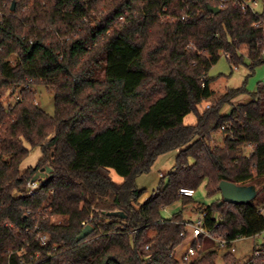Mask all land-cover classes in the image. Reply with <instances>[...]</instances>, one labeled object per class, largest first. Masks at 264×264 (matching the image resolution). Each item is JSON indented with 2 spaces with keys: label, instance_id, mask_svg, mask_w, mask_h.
I'll return each mask as SVG.
<instances>
[{
  "label": "trees",
  "instance_id": "obj_1",
  "mask_svg": "<svg viewBox=\"0 0 264 264\" xmlns=\"http://www.w3.org/2000/svg\"><path fill=\"white\" fill-rule=\"evenodd\" d=\"M208 5L217 2L0 0V264H178L189 205L208 233L189 264H217L213 238L264 231V200L200 206L179 193L203 182L208 195L219 194L221 181L264 183V87L224 115L246 90L217 96L207 75L221 55L232 68L246 58L250 72L264 63V12L228 6L214 15ZM36 85L53 94V116L36 103ZM190 114L196 120L187 125ZM25 143L42 156L21 171ZM171 151L173 171L140 203L136 178ZM45 167L44 183L21 196ZM175 202L182 210L163 218ZM115 211L123 217L107 215ZM86 225L92 232L78 241ZM221 260L237 264L230 252ZM244 264H264V256Z\"/></svg>",
  "mask_w": 264,
  "mask_h": 264
},
{
  "label": "rangeland",
  "instance_id": "obj_2",
  "mask_svg": "<svg viewBox=\"0 0 264 264\" xmlns=\"http://www.w3.org/2000/svg\"><path fill=\"white\" fill-rule=\"evenodd\" d=\"M258 12H264V3L260 2L257 9ZM245 54L244 49L241 51ZM10 61H14V56L10 57ZM247 64L248 60L245 58L243 65L238 66L237 68H232L228 63L227 59L221 55L219 60L215 65L211 67L208 71V77L212 79L211 89L216 93L217 96L224 94L229 89H236L244 86L246 93L242 96H239L232 104H226L222 107L221 113L228 115L232 110L233 106L247 102L250 99V95L255 93L258 87H264V63L256 66L252 72L248 70ZM35 92V100L38 106L49 116H53L55 113V102L53 94L48 91L43 85H36L33 87ZM17 99V96L11 98L3 99V103L9 102L13 104ZM210 103V102H209ZM209 103H205L206 106ZM195 116L193 114L188 115L184 123L187 125H192L195 123ZM214 142L221 144V136L219 133L214 135ZM25 147L29 150L27 156L23 159L20 164L21 171L26 170L27 168L34 167L40 160L42 153L39 147H30L27 143L24 144ZM178 151H171L166 154L160 155L149 172L140 175L136 178L135 184L138 189L144 190L143 196L140 198V203L146 201L152 192L155 191L161 178L160 174L165 176L164 182L167 181L169 173H171L175 167V160ZM110 178L113 182L119 184L122 182V178L118 176L113 170H109ZM264 183L258 184V194L255 198L254 203H261L264 200V190L261 191V186ZM206 182L200 184L194 191L193 200L194 204L200 206H209L213 203L220 202V194L208 195L205 188ZM182 210V205L180 202H175L174 204L166 207L161 211V216L163 218H170L173 214L178 213ZM197 218L195 205H189L185 207L183 212L184 221H194ZM54 221H58L59 218L53 217ZM153 232H149V236H153ZM264 242V231L255 237L244 238L243 240L236 241L234 243L235 253H233L236 258L237 264H244L251 256L254 247L261 245ZM181 247H179V250ZM210 249H215L218 252L216 259L217 264H222L221 256L228 250L220 249L216 244H212ZM205 250V249H204Z\"/></svg>",
  "mask_w": 264,
  "mask_h": 264
},
{
  "label": "built area",
  "instance_id": "obj_3",
  "mask_svg": "<svg viewBox=\"0 0 264 264\" xmlns=\"http://www.w3.org/2000/svg\"><path fill=\"white\" fill-rule=\"evenodd\" d=\"M217 8L219 10L226 9L228 6H231L235 9H240L242 12H251L257 13L256 10L258 5L260 4V0H216ZM264 3V2H262ZM187 18L186 15H182L179 18V21H185ZM259 23L255 24V27H258ZM226 59L228 56H224ZM159 177L162 179L164 177L163 174H160ZM45 179H41L37 182L31 183L28 182L25 186L23 194L21 196L28 197L32 195L38 188L44 183ZM180 194L184 196H193L194 191L182 189L179 191ZM203 214H197V218L194 221H184V229L180 233V236L183 238L182 243L174 250L173 258L177 261L178 264H189L196 256L198 255V251L200 250L201 242L200 236L204 235L208 237V233L204 228L203 223ZM35 240L38 241L40 245H44L47 241V236L41 234L37 228H34ZM244 237L238 236L233 240H228L226 238H213V241L220 249L228 250L230 253H235L234 243L239 240H243ZM179 247L181 249L179 250ZM252 255L255 257L264 256V242L254 247ZM6 264H10L7 261ZM18 264H23L22 260L18 261Z\"/></svg>",
  "mask_w": 264,
  "mask_h": 264
},
{
  "label": "water",
  "instance_id": "obj_4",
  "mask_svg": "<svg viewBox=\"0 0 264 264\" xmlns=\"http://www.w3.org/2000/svg\"><path fill=\"white\" fill-rule=\"evenodd\" d=\"M13 7V6H12ZM207 11L211 14H218L219 9L213 6H207ZM51 172L50 167H45L40 169L31 179V183L37 182L41 179H47ZM218 190L220 194V202L219 205L222 203H229V204H247L254 200L258 194V187L253 184L249 185H238L232 182L221 181L218 184ZM108 216H116L119 215L123 217V214L120 212H110L107 213ZM92 232V227L90 225H86L77 236V240L80 241L86 238Z\"/></svg>",
  "mask_w": 264,
  "mask_h": 264
}]
</instances>
